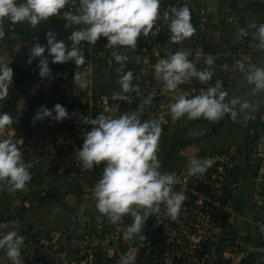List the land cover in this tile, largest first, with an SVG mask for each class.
<instances>
[{"label":"clouds","instance_id":"clouds-1","mask_svg":"<svg viewBox=\"0 0 264 264\" xmlns=\"http://www.w3.org/2000/svg\"><path fill=\"white\" fill-rule=\"evenodd\" d=\"M67 3L68 0H0V20L7 18L11 24L26 21L31 28H36L41 21L56 16ZM159 6L160 0H79L76 14L67 12L63 17L66 28L68 23L84 25L71 31L68 36L73 46L69 48L63 40L56 38L57 33L49 30L45 33L46 45L34 43L26 63L31 64L33 59L38 58L37 74L43 79L51 72L48 57L53 64L71 61L75 66L83 65L85 57L77 47L81 42L95 45L103 37L107 41L105 48L135 50L138 37L152 34ZM164 18L169 21L167 26L171 43L179 44L193 35L195 29L187 4L172 6L170 14L166 12ZM249 26L256 31L255 47L264 49V23L258 26L253 23ZM239 33L245 35V29L240 28ZM4 35V29L0 27V37ZM45 50L48 57L44 56ZM188 56L189 51L186 49L176 51L154 65L164 88L174 94V102L169 105L168 115L173 123L182 117L216 122L226 112L231 111L224 102V94L218 92L220 81L215 86L208 87L206 92L192 97H186L179 92L178 86L186 81L195 78L203 84L211 78L210 71L197 70ZM113 59L123 66L128 57L115 52ZM9 63L0 62V100L8 96V89L13 83V70ZM206 63L211 65L213 61L208 59ZM120 71L117 68V72ZM72 79L76 88L83 89L87 86L86 74L83 72H74ZM247 79L256 90L264 89V69L250 66ZM132 80V72H124L118 81L120 92H114L112 99L131 103L128 94L139 91L138 85L133 84ZM152 95L155 93L150 94L149 99ZM112 112L113 109L105 107L95 118L79 116L80 122L90 125L91 128L83 134V142L76 158L82 171L92 170L103 162L101 176L91 191L97 212L113 224L118 223L125 214L130 215L132 223L124 230L122 239L130 241L136 236L145 239L142 228L149 215L157 216L160 205L163 204L167 216L175 221L185 200L183 192L172 191L177 182L175 173L159 171L158 141L161 125L166 121L160 116L141 122L135 113H123L118 117L105 115ZM68 117L67 110L59 103L52 109L41 105L33 115L32 123L45 118L60 122ZM12 123V117L8 113H0V129ZM214 163L213 158L194 157L188 162V171L192 175H203ZM30 180L31 173L22 160L20 148L12 140L0 138V188L15 194L26 191ZM18 227L16 222H11V227L9 223L0 222V250H4L10 264H23L21 248L24 238L16 231ZM118 264H132V257L121 255Z\"/></svg>","mask_w":264,"mask_h":264},{"label":"built area","instance_id":"built-area-1","mask_svg":"<svg viewBox=\"0 0 264 264\" xmlns=\"http://www.w3.org/2000/svg\"><path fill=\"white\" fill-rule=\"evenodd\" d=\"M206 1L160 0L157 16L160 14L163 18L162 24L153 28L152 34L150 33L148 37H138L136 43L140 44V40L150 39L153 41V44H158V37H163L162 42L167 47L169 55L176 51L189 50L188 57L195 64L200 65L197 67V70H207L208 66H210L206 63L208 59H212L213 63L217 59L222 60L225 64L221 67L225 69L226 79L232 78V73L247 66L257 51L254 37L256 33L255 28L243 26L245 22L250 25L255 23L253 15L248 11L232 14L231 0H213L214 9H209L206 6ZM181 4L188 5L191 13V23L195 31L192 36L176 44L169 41L170 33L167 26L169 21L162 14H165V12L170 14L172 6L179 7ZM78 7L79 0H70L64 8L68 11H76ZM240 28L245 29V35L239 33ZM232 30H235L239 34L237 53L225 47V42H223V34L229 33ZM204 31H206V35ZM206 41L209 43V48L206 47ZM97 42V45L103 48L107 41L106 38L101 37ZM219 49H223V53ZM84 57L85 63L76 66L74 71L86 74L87 86L80 89L74 86L73 80L70 83L72 89L78 94L79 101L72 104L73 101L69 100L61 104L69 114V117L65 119L68 127L59 129L56 135H52L46 141L48 144L45 142L47 146L46 149H43L50 154L61 150L64 153L63 155L66 153L68 155V146L71 144L72 154L77 157V152L83 142V134L91 128L90 125L81 123L79 116L88 115L90 118H95L105 107L110 108L111 105L114 107L118 106V103L112 101L109 95L99 90V93L96 94L92 82V65L95 57L92 52ZM70 69L71 67L69 66ZM188 83L190 87L186 89L185 96L189 97L196 92L201 94L207 90L206 85L208 81L201 84L193 78ZM138 87V93L128 94L131 98V105L136 104V107L129 113H135L141 122L156 119L160 116H163L166 121V113L163 111L165 102L162 96L161 81L155 76H151L144 85ZM147 93H155V95H152L149 99L150 95ZM110 117H112V114ZM0 138H7L16 143L17 147L21 150L22 160L28 167V170L35 169L33 166L34 161L25 158V152L29 149L30 143V137L26 133H19L15 130L9 133L0 132ZM74 138L77 139V142H75ZM24 143L25 145L23 146ZM257 146L251 148V153L248 156L252 159L258 156L264 159V155L259 153L261 148ZM31 152L28 151L29 154ZM231 155L232 152L229 149H221L213 158L216 167L211 166L205 174L192 175L189 173L188 176H184L183 178L176 176L177 182L173 185L172 191L183 192L185 200L175 221H172L167 216L165 206L163 204L160 205V213L155 216L153 222L148 227V232L153 234L154 239L146 242L148 249L141 264H238L246 255L245 251L247 250L245 249L244 237L247 233L252 234L251 229L248 228L251 224L259 230L260 237L264 242V231H261V229H264V190L261 191L258 199H255L253 205L250 206L249 210L251 214L249 219L241 222L244 219L243 216L248 214V202L243 207V209L247 207L244 210L246 213L242 212V214H239L232 208L231 203L234 198L232 200L230 194H232L231 191L237 192L238 183L231 176L234 175L231 170L234 166ZM62 156L60 159L56 156L57 161L60 162ZM51 162L50 156L47 154L46 160L42 161V166L44 164L46 166ZM242 171L240 170V172ZM192 177L195 179L194 181L190 179ZM197 183L204 185V187L197 189ZM258 213L260 216H258ZM117 228L116 235H122L125 230L124 226H117ZM144 228L146 229V227ZM161 236H163L162 240ZM23 238L24 244L21 248V257L24 255L22 257L24 264H44V262L40 261L41 259L38 258V255L52 253L55 248H60L67 240L66 237L61 236V233H56L49 229H43L40 233L24 235ZM249 252L253 251L249 250ZM3 255H5L4 251ZM226 255L232 256L225 257ZM82 256L84 257V255ZM93 256L94 253L91 255L88 253L86 258H82L79 261H69V264H96ZM1 262L3 264H10L9 261L1 260ZM45 263L54 264L52 261H46Z\"/></svg>","mask_w":264,"mask_h":264},{"label":"crops","instance_id":"crops-1","mask_svg":"<svg viewBox=\"0 0 264 264\" xmlns=\"http://www.w3.org/2000/svg\"><path fill=\"white\" fill-rule=\"evenodd\" d=\"M67 12L76 14V11H68L66 8H63L58 12L56 16L50 17L47 21L53 20V19H61L64 23H66L63 17H64V13H67ZM47 21H41V24H39L36 28H31V26L26 21L22 23H17V24H11L7 20V18L0 20V27H2L5 32V35L3 37H0V62H4V63L10 62L9 66L13 70V77H12L13 83L8 89V96L5 97L3 100H0V113L2 112L8 113L12 117L13 123L12 125L5 127L4 129H0V132L9 133L15 130L16 132H19V133L21 132L26 133L27 136L30 137V140H29L30 143H29V149L25 152V155H26L25 158L27 160L32 161L35 159V157H37L36 160L39 166L41 165L42 161L46 160V155L47 154L49 155V152L43 149V148L46 149V146H47L45 142L49 140V138H51L52 135L53 136L56 135L59 129L65 128V125H62V123L56 122L50 118H45L43 121H37L33 124L32 123L33 115L40 108L41 105H44L45 107L49 109H52L53 106L57 103L63 104L71 100L73 101L72 104H75L79 101L78 94H76L75 90L72 89V86L70 84L72 82V77H73V73L71 72V69L69 70V66H70L69 64H71L70 61L63 63V64H53L51 63V58L48 57L47 50H45L44 56L48 57L49 59L48 66L51 69V72L48 77L43 78V79L39 78L37 74L38 73V68H37L38 58L33 59L31 64L26 63L29 50L34 43L46 45L45 33L43 32V27ZM82 27H84V25H75V24L68 23L69 34L67 36L60 37L58 40H63L65 45L71 48L73 45H72V42L68 40V36L71 34V31H75L78 28H82ZM52 28H53V25H52ZM53 31L55 33L59 32L57 29L56 30L54 29ZM227 35H229V39L227 40L228 44H230V42L235 41L236 43L234 45H237L239 34L235 30H232V31H229ZM159 38L160 39H157L158 44H153V41L150 39L140 40V44L136 43L135 51H138V54L140 55L138 59L141 60L140 62L141 63V68H140L141 74L146 73V75L155 76L158 80L161 81L162 93H163L162 96L165 102L164 104L165 108L163 109V111L164 113H166L165 119H166V123H168L169 121L167 118L168 108H169V105L174 102V99H173L174 94L168 92L164 88L160 74L156 73L154 70V65L158 63L160 59H165L169 56L168 51H167L168 49L162 42L163 37H159ZM97 44L98 42L95 43V45H90L86 42H81L80 45H78L77 47L86 46V52L84 55H87L88 53L92 52L95 57V61L92 65V82H93V87H94L96 94L99 93L98 92L99 90L102 93L109 95L112 99V94L114 92H120V89H118L115 84V81H116L115 79H117L118 77L115 75V73H110L106 75V72H107L106 70H109L110 68L111 61L114 55L113 53L118 52L121 49H117V50L111 49L109 54L106 55L103 48ZM206 47L209 48L208 41H206ZM155 48L157 49L155 50ZM103 58H106V59H103ZM188 59L191 60L189 57ZM103 60L106 61V64L102 62ZM191 61L194 63L196 68L200 66L198 64H195L193 60ZM214 62L215 63H212L207 68V70L211 72V78L210 80H208L206 88L210 86H215L216 82H215L214 76L218 78L221 71L225 72V69L222 68L225 63H223L222 60L217 59ZM51 65H53V67H51ZM243 68H240L238 71L232 73V77L234 75L235 80L240 76ZM111 78H114L115 80L114 84H111V81H112ZM192 80L193 79L186 81L185 83H182L178 86L179 92L181 94L186 93V89L190 87V84L188 82ZM220 85H222L221 82H220ZM225 88H227V86H221L218 89V92L225 94L224 93ZM225 99L226 97H224V101ZM113 101L118 103V106L116 105L117 108L120 107L121 105L125 107L126 106L130 107L131 105V103H128L126 101H118V100H113ZM125 112L129 113L130 112L129 108H127ZM105 115L110 116L111 114L106 113ZM62 121L64 122V124L66 123V125L68 126L67 121L65 119H63ZM178 122L179 123L177 124V126H174V124H170L167 126L166 129H163L161 131L159 141H158V151L157 152H159V150L161 151L160 148L161 146H163V144H165V148L163 149L165 150L168 148V145L170 143L175 142L176 140H179V139L185 140L187 138L196 137L197 135L201 133H206V120L203 118L196 119V120H188L186 117H182L180 118ZM227 123L228 121L224 122V124H222V127L221 125H219L220 129L217 130L216 133H213L212 135H209V136H203L199 140L195 141L193 144L184 146L180 150V152H178L177 155L174 157V159L176 157L178 158V161H176V164L180 165L179 167L181 169L186 170V167H188V164L185 163L186 161L185 159L188 158L190 160L191 158L199 157L198 155L200 152L206 153L207 152L206 149H208L206 148L207 142L208 144L211 142L215 144L219 143V141L217 140L218 138L220 139L221 136L217 134H220V131H222V133L224 134V136L222 135L224 137L223 139L229 140L230 132H228V130L225 128V127L229 128L228 126H226ZM216 125H217V121L213 122L211 125V129ZM185 133H189V136H185ZM37 136L38 138L36 139ZM46 143L48 144V142ZM247 144L243 145V149L247 150L245 151L246 155H248L250 152L248 151V149H246L248 148ZM188 147H191L192 149H194L193 155H187ZM221 147L222 148H220V150L226 149V148L229 149V147L226 145H222ZM212 148H216V147H212ZM28 151H32V152L29 154ZM36 152H37V155H35ZM245 154H243V158L246 157ZM179 157H185V158L179 161ZM231 159L233 161L234 166H238L239 168L238 167L237 168L241 170L240 165L243 164V167H242L243 171L244 172L247 171L248 166L245 164V162L240 163L238 159V163L240 165H236L237 163L236 162L234 163L235 161L234 156L231 155ZM168 165L174 166L173 164H170V163ZM162 167L164 166H160V168ZM46 178L44 177V179ZM27 185H30V186H27ZM27 185H26V189H27L26 191H18L15 194H11L7 191L5 192V194L8 196H11V197L14 196L13 199L11 198L7 199L5 195L2 198L0 197V222L9 223L10 227H11V222H16L19 225V229L20 227H22V229L25 227L24 224H26V221L28 224L26 225L27 228H34L35 224L40 222V218L36 219V217L33 216L31 213H27L28 212L27 209L31 206L30 201H33L35 199V195L33 196L30 193H28V190H30V187H31V190L37 192L36 195L37 194L41 195L44 193H46L47 195H52V193L57 195L58 192H54V191L56 189L58 190L61 189L64 191V194L62 195L65 196L67 201L68 200L71 201L73 199L72 196L79 198V196L74 195V192H71L69 188L65 189V187L63 186V183L57 180L53 181L49 179L46 183L40 182L34 185L30 184V181H29ZM83 189H84V193L80 192V195L85 199V202H89V201L90 203L95 202L91 193L86 191V187L85 188L83 187ZM90 190L92 191V187L90 188ZM25 192H27L25 196L26 199H23L22 197H20L21 196L20 194L25 193ZM0 193H1V189H0ZM20 214L21 215L27 214L25 215V217L23 216L24 219H23V222L21 223L17 220V217H16ZM25 229L26 228H24L23 230L26 231L27 229L26 230ZM45 229H48V228H45ZM8 230L10 229H4V231H8ZM20 230L17 231L18 234L21 236H24V235L32 234V233H40L43 229L40 228V230H37L36 232H33L34 230H31V229H29L27 232H24V231L22 232ZM77 230H78L77 233L81 234L80 229H77ZM257 230L256 228L252 229V234H253V237L256 243L260 245V242L258 241V237H260V232L259 230L258 231ZM66 243H68L69 245V244H72L73 242L66 240ZM261 245H263L262 238H261ZM61 246H65V245H61ZM3 251L4 250H0V264H3L1 260L8 261L7 257L3 255ZM60 251H58L57 249V251L53 253H42L40 259L42 258V256H46V257L50 255L55 256V253H59ZM102 254L105 256L109 255L108 251L101 253V255ZM53 256L50 259H53L54 258ZM51 261L54 264L57 263L55 260H51ZM110 261L111 260L109 258L108 259L106 258L104 262L106 264H111ZM28 264H31V263H28Z\"/></svg>","mask_w":264,"mask_h":264},{"label":"rangeland","instance_id":"rangeland-1","mask_svg":"<svg viewBox=\"0 0 264 264\" xmlns=\"http://www.w3.org/2000/svg\"><path fill=\"white\" fill-rule=\"evenodd\" d=\"M206 6L209 9H214L213 0H207ZM230 6H231V13L232 14H240V13L246 11L245 9H243L241 11L240 8H236L235 0H231ZM162 15L164 16V14H162ZM162 22H163V18L159 14L155 20L153 28L157 27V25H161ZM204 34L206 35V31H204ZM227 34H228V32L223 34V36H224L223 42H225V47L229 48L234 53H237L238 47L234 45L236 42L233 41V42H230V44H228L227 40L229 39V35H227ZM254 37H255V41L257 42L256 33L254 34ZM156 49L157 48H155V50ZM219 50H220V52L223 53V51H222L223 49H219ZM255 54H256V52H255ZM255 54L253 55L252 61L242 69V72L240 75H242L250 67V65L252 64L253 59L255 57ZM148 68H150V67H148ZM109 70H106L107 71L106 75H108L110 73H115L114 70H112V71H109ZM230 73H232V72H230ZM110 76H112V75H110ZM226 76H227L226 73L222 72V71H221L218 78L216 76H214L215 82L221 81V84H222L221 86H227V88L224 89L225 90L224 97H226L229 94V92L232 91V89L234 88V85L236 83L234 75L232 78H228V79H226ZM111 80H112L111 84H114V81L116 80L115 84H116L117 88L120 89V85L118 83L119 79L117 78L114 80V78H111ZM234 102L235 103L232 102V105L230 107V109H231V111H229L230 114L228 113L227 117L223 116L221 119H219L217 121V124L221 125V127H222V124H224V122L228 121L226 126H228L229 128L231 127L232 129L231 128L229 129L227 127H225V128L228 130V132H230L229 133L230 139L224 140L223 139L224 134L222 133V131H220V134H217V135L221 136L220 139L218 138V140H217V141H219V143L215 144V143L211 142L208 144V142H207L206 148H208V149H206V151L209 152L212 149H218V148L220 149L222 145H226L229 147V149L231 148L230 151L233 153L232 156H234V158H235L234 163L236 162L237 163L236 165H240L238 163V159H239L240 163L245 162V164L248 166V171L252 172L255 169L258 170V167H256L257 162H255L254 160L252 161L250 159L247 160L246 157L243 158V154H245V151H247V150L243 149V145L244 144L246 145L248 143L247 144L248 148H246V149H248V151H250L249 153H251V148H254L252 143L257 144L258 145L257 147L261 148L259 153L264 155V131L263 132L261 131L260 134L258 133L256 135V138L258 141L253 140L254 128L257 127V125L259 124V121H264V109H262L255 116H250V115H247V113L243 112L242 109H241L242 111H238V108L236 107V101H234ZM246 116H247V118H246ZM243 117H245V118H243ZM229 120H230V122H229ZM212 123L213 122L206 120V132H209L211 130ZM235 123H237L236 127H232ZM219 129H220V127H219ZM190 132H191V130H190ZM185 136H189V133H185ZM212 147H216V148H212ZM36 148H37V146H36ZM164 148H165V144H163V146H161V148H160L161 151L159 150V152H157L158 160L160 157L163 156L162 152L164 151L163 150ZM187 149H188L187 155H193L194 149H192L191 147H188ZM40 153H41V151H40ZM261 154H259V155H261ZM35 155H37V152L35 153ZM245 156H246V154H245ZM184 158L185 157H179V161L183 160ZM185 160H186L185 163L188 164L189 159L187 158ZM33 161H34V163H33L34 168L36 170H38L39 164H38L36 158ZM176 161H178L177 157L169 162L170 164H173L174 166L167 165V166H164L165 167L164 169L161 168L163 170H161L159 168V171H161L162 173H165V172L172 173L174 170L171 168H174V167L176 168V167L180 166V165L176 164ZM258 165H260L259 170L261 169V171H262V169H263L262 176H261L262 177L261 179L263 180V182L261 183V186H260L261 188H263V186H264V159H263V163H260V164L258 163ZM100 166L101 165H99V167ZM240 167H241V170H243V168H242L243 164H241ZM102 168H103V166L99 168L100 173H102ZM97 175H99V174H97ZM86 177L89 179L93 178L92 175H88ZM253 177H254V175H252L250 173H248L245 177L244 183L246 186L244 188L246 191V198H248V209H247L248 214H245L243 216L244 219H242L241 222H243L245 219H249V216L251 214V211L249 210V208H251L250 206L253 205L255 199H258V197L256 196L257 191L255 188V185L254 186L252 185ZM60 182L63 183V186L65 187V189H68V188L70 190L74 189V195H78L79 198L72 196L73 199L71 201H69V200L67 201L65 196L62 195V194H64V191L61 189H59V190L56 189L54 191V192H58L57 195H55V194L47 195L46 193H44L45 195L44 194H41V195L35 194V199L33 197L34 200L30 201L31 206L27 209V211H28L27 213H31L33 216L36 217V219L40 218V222L36 223L34 228H27L26 225H28V224L26 221V224H24L25 225L24 228H26L27 230L25 229L26 231H24L23 230L24 228L22 229V227H20V229H22V230H20L18 227L16 229V231L20 230L22 232L23 231L27 232L29 229H31V230H34L33 232H36L37 230H40V228H42V229L48 228V229H51V231L54 230L56 233H61V236L66 237V239H68V237L72 234L73 231H78L77 229H80V231L82 233L81 235L83 236V238L78 239V240L77 239L76 240L75 239H71V240L68 239V241H71L73 243L68 245V243L65 242L64 244H62L65 246H60L61 248H55L53 250V252L57 251V249H58V251L61 250L59 253H55V256L50 255V256H48L49 258L46 256H42L43 259L41 258V262L42 261L55 260L57 262V264H69L73 260L79 261L80 259H82L81 258L82 255H84V258H86V255L88 253H90V255H91L95 251H96V254L98 251H100L102 253L108 251L109 255H106L107 257L103 254L102 255L99 254V258H100L101 262L105 261L106 258L107 259L109 258L111 260L110 261L111 264H118V260L120 257H116V256H121V255L127 254L129 251H130V255L132 256V259H134V256L137 254L138 249L136 247H134V248H130L127 251L126 247L127 246L131 247L132 241L135 240L136 242H133V243H135V244L138 243V248H139V246H140L139 243L141 242L142 239L139 236H136L130 241H124L122 239V235H120V234L116 235V232L118 229L116 226H118L119 222L115 223V224L108 222L107 219L104 216L100 215L97 212V210L95 209V202H92V203H90V201L85 202V199L80 195L79 188L81 187V189H82V187H83V181L82 180H76V179L61 180ZM27 186H30V185H27ZM92 188H93V185H92ZM0 189H1V193H0L1 198L4 197V195L7 197V199L8 198H11V199L14 198V196L11 197V196H8L5 194V192H6L5 188H0ZM86 191H88L87 187H86ZM30 192L31 191L28 190V193H30ZM26 194H27V192L22 193V194H20L21 195L20 197H22L24 199ZM57 209H59V211H57ZM4 214H5V212H4ZM25 215H27V214H25ZM25 215L20 214V215L16 216L17 220L20 223L23 222ZM121 221H122V218H121L120 222ZM129 225H126V228ZM121 226L122 225H119V227H121ZM251 226H249L248 228H250L252 231V229H254L255 227L252 224H251ZM144 227H145V225L142 228V235L145 237L147 235V233L145 232L146 229ZM106 229H108L110 231L107 232ZM109 233H111V235H109ZM76 234H78V233L76 232ZM85 236H87V237L85 238ZM258 241L260 242V245H257L256 248H251V250L253 252L255 251L258 254L260 253V256L257 255L258 259H259L260 263L261 262L264 263V252L262 251L263 245H261V237H258ZM84 244L87 246V248H84ZM80 247H82L84 249H82V248L80 249ZM133 254H134V256H133ZM128 255H129V253H128ZM52 256L54 258L50 259V258H52ZM231 256L226 255L225 257H231ZM22 257H24V255ZM22 257H21V259H22ZM132 263H134L133 260H132Z\"/></svg>","mask_w":264,"mask_h":264},{"label":"trees","instance_id":"trees-1","mask_svg":"<svg viewBox=\"0 0 264 264\" xmlns=\"http://www.w3.org/2000/svg\"><path fill=\"white\" fill-rule=\"evenodd\" d=\"M245 10L246 11L248 10L250 12V14L253 15V20L256 23V25L264 23V3L260 2V1H253L248 6L245 7ZM249 25L250 24H248L246 22L243 23V26L250 27ZM158 39H160V38L158 37ZM238 44H239V41L237 40V45H235V46H238ZM82 47L83 46H80L79 48L81 49L83 54H85L86 46L83 47V48ZM103 50H104V52L107 55V54H109L111 48H105V46H104ZM118 52L120 54L126 55L128 57V60L124 63L123 66H121L114 59H112L109 69L111 71L112 70L115 71V75L118 77V79L124 72L131 71L132 74H133L132 83L136 84L138 86L144 85V83L147 82L151 76L150 75H146V73L141 74V71H140L141 70L140 69L141 68V63H140L141 60L138 59V57L140 56L138 54V51H135V50H132V49H128V50L125 51V50L121 49ZM103 59H106V58H103ZM102 62L104 64H106L105 60H103ZM70 63L71 64H69V65L71 67V72L74 73L75 72L74 68L76 66L74 65L73 62L70 61ZM51 67H53V65H51ZM117 68L121 69V71L119 73L117 72ZM150 94H148V95H150ZM198 94L199 93L196 92V93L192 94L189 97H192V96L198 95ZM186 97H188V96H186ZM135 107H136V104H133L130 107L129 106L125 107V106L121 105L118 108H116L113 105H111L110 108L113 109V112L110 113V114H112V117L113 116L114 117H118L119 115H121L123 113H127V112H125V110L127 108H129V111H131ZM228 113L229 112H226L224 116L227 117ZM167 118H168L169 121H168V123H163L161 125L162 130L166 129L167 126L170 125V124H174V126H177V124L179 123L178 121L180 120V119H178L175 123H173V122L170 121L169 115H167ZM59 123H62V125H65V128L68 127L66 125V123L64 124L63 121H60ZM218 129H219V125L217 124L209 132L201 133V134H199V135H197L196 137H193V138L191 137V138H187L185 140L179 139V140H176L175 142L170 143L168 145V148L165 149L162 152L163 156L159 158L160 166H167L168 163L171 160L174 159V157L177 155V153L184 146L193 144L195 141L199 140L203 136H209V135H211L213 133H216ZM261 131L262 132L264 131V121H259V124L257 125V127L254 128V132H253L254 133L253 134V140L254 141H258L257 138H256V135L258 133L260 134ZM74 140H76L75 142H77V139L74 138ZM24 145H25V143L23 144V146ZM256 145L257 144H253V146H256ZM71 146H72L71 144L68 146V152H69L68 155H67V153L65 154L66 156L63 155L64 153L61 150L55 151L54 154H50L49 153L50 159L52 161L50 164H47L46 166L44 164L42 166V164L44 163L43 162L38 167V170H36V169L29 170V172L31 173L30 184L34 185V184H37V183H40V182H42V183L45 182L46 183L49 179L53 180V181L54 180L61 181V180H73V179H76V180H82L83 181V187L86 186L88 188V192L91 193L90 188L92 187V185H94L96 183V181H98L97 179H99L100 176H101V173L99 172V168L103 166V162L101 163L100 167L99 166H94V168L92 170L82 171L80 162L77 160L76 156L72 154L73 151L71 149ZM219 150L220 149L218 148V149H212L209 152L207 151L206 153L200 152L199 155H198L199 157H196V158H205V157L214 158V155ZM56 156L58 157V159H60V157L62 156L60 162L57 161V157ZM246 158H247V160L250 159L252 161L254 160L255 162H257L256 163V167H258V170L255 169L254 171L251 172V171H248V168H247L246 172H243V171L240 172V169H238L239 168L238 166H233L231 168L232 173H234V175H235V176L234 175H231V176H232L233 180L236 181V183H238L237 192H232L231 189H230V191L232 193V194H230V196L232 197V200L234 198V200L232 201L231 204H232V208L234 210H236V212L239 213V214H242V212L246 213V212H244V210L247 209V207H245L244 209H243V207L245 206L244 204H247V202H248V198H246V191H245V188H244L246 186L245 183H244L245 177H246V175L248 173L254 175L253 180H252V185L253 186L255 185V188H257V194L258 195L256 194V196L259 197L260 194H261V191L264 190V186H263V188L260 187L261 183L263 182V180L261 179L262 178L261 176H262L263 169H262V171H261V169L259 170L260 165H258V163L259 164L263 163V159L261 157H256V158L252 159L248 155H246ZM212 166L216 167V164L214 163ZM162 168L164 169V167H162ZM171 169L174 170L172 173H175V175L179 176L180 178H183L184 176H188L189 175L188 167H186V170H183L180 167H176V168L174 167V168H171ZM97 174H99V175H97ZM88 175H92L93 178H91V179L87 178L86 176H88ZM44 177L45 178L47 177V178L44 179ZM190 179L192 181L195 180V179H193V177L190 178ZM196 186H197V189H200V188L204 187V185H202L200 183H197ZM83 187H82V189H81V187L79 188V191L81 193L84 192ZM206 190H208V188H206ZM225 190H228V189H225ZM30 191H31L30 194L33 195V196L37 193V192L31 190V187H30ZM70 191L74 192V189L70 190ZM24 199H26V198L24 197ZM258 216H260L259 213H258ZM154 218H155V215H149L148 219L145 221L144 225L146 227V230L145 229L144 230L147 233V235L145 236V239H142L141 242L139 243L140 244L139 248H138V243H136V244L133 243V242H136L135 240L132 241L131 247H128V246L126 247L127 251L130 248H134V247H136L138 249L137 254L134 256V259H135V260H133L134 263H132V264H141L144 256L146 255L145 253H146V251L148 249V245L146 244V242H148L149 240L154 239L153 234L148 232V229H149L148 227L153 222ZM131 223H132L131 216L125 214L124 216H122V221L121 222L119 221L118 226L122 225L126 229V225H129ZM106 231L109 232L110 230L106 229ZM76 232L73 231L72 234L68 237V239H70V240L71 239H75L76 240V239L83 238V236L81 235L82 233L81 234H76ZM162 239H163V236H161V240ZM244 243H245V249L247 250V251H245L246 255H245V257H243L241 259V261L238 264H264L262 262L260 263V261L258 259V256H260V253L258 254L255 251L254 252H249V250H251V248H256V246L258 245L256 243V241L254 240L253 234H248L247 233L246 236L244 237ZM262 243H263L262 251L264 252V242L262 241ZM84 248H87V246L85 244H84ZM101 253L102 252H100V251H98L97 254H96V251L94 252L93 260L96 261V264H106L104 261L103 262L100 261L99 254H101ZM128 253H127V255H128ZM129 255H130V253H129ZM40 257H41V254L38 255V258H40ZM116 257H120V256H116ZM82 258H84V257L82 256ZM43 262L45 264L46 261H43Z\"/></svg>","mask_w":264,"mask_h":264},{"label":"water","instance_id":"water-1","mask_svg":"<svg viewBox=\"0 0 264 264\" xmlns=\"http://www.w3.org/2000/svg\"><path fill=\"white\" fill-rule=\"evenodd\" d=\"M253 1H260L264 3V0H235L236 8L244 9ZM54 29L59 31L57 33V39L69 34V28L65 27V23L61 19L47 21L43 27V32L46 33L47 31H53ZM250 66L264 69V49H257L253 62ZM248 71L249 68L236 79L234 88L226 96L224 102L231 106L232 102L236 101L238 111L243 110V112L247 113V115L255 116L262 109H264V89H255L254 85L247 79Z\"/></svg>","mask_w":264,"mask_h":264},{"label":"flooded vegetation","instance_id":"flooded-vegetation-1","mask_svg":"<svg viewBox=\"0 0 264 264\" xmlns=\"http://www.w3.org/2000/svg\"><path fill=\"white\" fill-rule=\"evenodd\" d=\"M241 10V9H240ZM229 107H231V106H229ZM230 114V113H229ZM236 125H237V123H235L232 127H236ZM232 129V128H231Z\"/></svg>","mask_w":264,"mask_h":264}]
</instances>
